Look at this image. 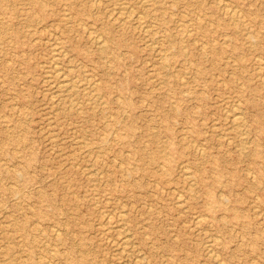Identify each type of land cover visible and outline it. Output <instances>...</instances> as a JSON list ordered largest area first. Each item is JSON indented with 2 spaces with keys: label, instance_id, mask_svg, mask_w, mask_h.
<instances>
[{
  "label": "rangeland",
  "instance_id": "1",
  "mask_svg": "<svg viewBox=\"0 0 264 264\" xmlns=\"http://www.w3.org/2000/svg\"><path fill=\"white\" fill-rule=\"evenodd\" d=\"M229 1L244 13L238 28L215 0H203L202 14L181 3L166 15L160 35L176 37L182 18L194 39L167 45L174 57L166 74L139 29L109 23L113 0H100L88 25L62 19L72 12L66 0H43L42 10L0 0V264L28 252L34 264H214L210 247L222 264H264V0ZM192 10L206 36L189 21ZM90 27L110 36V55L98 51ZM55 36L77 77L99 80L105 104L91 107L79 94V108L55 111L43 70ZM208 38L217 49L205 54ZM235 102L258 154H240L238 136L214 130L227 126ZM105 211L113 224L126 214L129 254L106 232Z\"/></svg>",
  "mask_w": 264,
  "mask_h": 264
},
{
  "label": "bare ground",
  "instance_id": "2",
  "mask_svg": "<svg viewBox=\"0 0 264 264\" xmlns=\"http://www.w3.org/2000/svg\"><path fill=\"white\" fill-rule=\"evenodd\" d=\"M28 1L31 4H33L34 6L39 7L41 10L44 8L45 4H44L43 0H28ZM181 3L188 5L189 7H192V9L195 8V9H198V11L200 10L201 14H202V11L205 7L203 0H113L114 7L107 14H109L108 15L109 20H110L109 23L113 26L116 25V26L121 27V28L135 27V28L139 29V31L144 34V38L146 39L145 45L147 47L151 48L157 54L159 61H160L159 63L161 64V69H163L165 71V73L168 74L172 70V65H171L172 62L171 61L173 60L174 52L170 51L171 49L168 48L167 45L176 44L178 46V44H179V46H180V44L184 45L185 43L194 40L192 29L189 28V24H187L186 21L182 18L178 19V20L176 19L178 22V28H179V32L176 35V37H174V38L171 37V39H169L166 35H164V34L160 35L159 34V33H161L160 29L163 25V19L167 17L166 15L169 12L173 14L174 13L173 11H175V9H177V7ZM100 4H101L100 0H82L80 5L77 4V2H75L74 0H66L65 7L68 6L72 12L71 13L64 12L62 14V19L69 22L73 18L74 20H76V22L77 21L85 22V24L88 25L89 23L94 22L95 19H98V14L101 10ZM215 4H216L217 11H219L222 14V16H224V20L227 21V24H229V25L231 24L235 27L237 26V28L239 27V24H243V21H244L242 19V17H243L242 13L243 12H241V10L238 8L237 5L233 4L229 0H215ZM201 14L197 11L194 12V10H192V13L190 14V16H192V17L189 19V21L193 22V24H195V26H197L198 29L201 30L202 33L206 36L204 21H203ZM243 15H244V13H243ZM83 26H84V24H83ZM66 30L68 31L69 35L73 31H76V29L73 27L66 29ZM51 32H53V31H51ZM87 33H88L89 37L91 38V40L93 41V43L95 44V46L98 48V51L102 55H106V56L110 55L112 46L108 42L110 40L109 35H107V34L104 35V34L98 32L97 30L92 29L91 27L88 28ZM54 35H56V33ZM1 41L2 40H0V43H1ZM251 42H253V41L251 40L250 43ZM207 43L209 45H207V46L205 45L204 47L202 46L203 53L206 54L207 52L209 53V51L214 52V50L217 49L216 46H212V44H210L209 38L207 40ZM202 44H204V43H202ZM49 46H50V57H49V61H47V63L44 64L43 70H44L45 82L48 84L49 91L51 92V94H50L51 99L57 108L55 111H57V110L58 111H60V110H72V109L79 108L80 107L79 102H76V100H75L76 96H78L79 94H82L83 96H85L87 104H89L91 107H98L102 103L105 104V102H102V100H101L102 93L100 90L102 88L98 85L99 80H97V82H95V80H93L91 78V76L89 77L88 75H87L88 76L87 78L80 79L77 77V74H76V71H75L73 65H71V66L67 65V61L68 62L70 61V59L67 58L68 57V50H67L66 44H64V42L61 40V38L59 39V37H57V36L50 38L49 39ZM221 48H223V47H221ZM180 49H182V48H180ZM256 58H258V57H256ZM259 58H260V56H259ZM41 65H43L42 62L40 64V66ZM183 77L184 76H182V78ZM235 103H233L234 105L229 109L227 116L225 115L227 117V120H228L226 122L227 126L222 127L220 124L214 123V130L221 129L222 131L220 133H222L223 135L235 134L236 136H238L240 154L249 155L252 151H254L255 154H258L259 151L257 150V148L255 146H251V143L254 141L252 139L253 137H252L251 129L249 128L247 121H246V118H245V115H244V108H243L241 103H239V102H237L236 104ZM16 105H18V104H16ZM175 108H176V109H174L175 112H178V108L177 107H175ZM47 119H49V118H47ZM72 129H74V128H72ZM8 132H9V133H7L9 135L8 137L12 138V140L14 142L19 143L21 141L19 138H15V135L12 134V133H14L13 131L8 130ZM77 137H75V138H77ZM227 138H228V135H227ZM228 139H230V138H228ZM104 143L105 142L102 141L103 145H104ZM71 145H73V144H71ZM98 148H99V146H98ZM91 149H93V148L88 147L89 151ZM200 150H202V149H200ZM97 152H99V151H97ZM201 153L203 154V152H201ZM165 159H168V158L165 156ZM4 165H5V163H4ZM83 167L85 168L86 166H83ZM182 169H183V175H184L186 181L193 184L194 183L193 174H191V172L188 171L187 166L183 165ZM133 170H135V168L132 169V171ZM95 171H96V169L94 170V172ZM94 172L91 170H88L86 172V174L90 180L95 181L98 179H96L97 177H95ZM13 175H14V177H16L19 175V173L13 172ZM100 175H102V174H100ZM193 193L194 192L192 190L191 194H193ZM178 194L181 196L180 193H178ZM73 197H74V195H73ZM177 197H179V196H177ZM180 198H179L178 202H176V203H178L180 206H183L184 200L180 199ZM210 198H211V201H213L212 199L214 197L210 196ZM185 199H187V198H185ZM109 200H110V198H109ZM257 200H258V198H257ZM214 207H215L214 204L212 205V207L208 206L207 210L209 212H211L214 209ZM103 210L104 209H102V211ZM118 213H120V212H118ZM259 213H261V212H259ZM125 215L126 214L125 213L123 214L122 212L120 214H118L117 224H113L112 217L110 216V213L106 212L104 215L105 216L104 226L106 228V232H109V233L113 232V233L117 234L118 238L115 240V244H117L119 246V249H121V251H123V252L127 251L126 254H129L131 252V251L128 252L130 250V245H131V236L129 234L128 229L125 226V221H126ZM233 215H234V218H236V219H240V217H241L240 214H238V213H234ZM204 216L205 215H203V214L197 215L198 223H203L204 219L207 218L206 216L204 218ZM263 217H264V214H263ZM136 223H138V222H136ZM203 231H206V229ZM214 238L216 240V237H214ZM218 238H220V237H218ZM54 239H55V241L61 242L64 240V234L61 232H57L54 235ZM109 239H110V237H109ZM112 241H114V240H112ZM46 243H47V241H46ZM205 244H206V242H205ZM214 250L211 247L208 250L211 258L214 261V264H222V260L219 257L220 255H218L219 253H215ZM208 252H207V254H208ZM22 257H24V256H22ZM26 257L27 258H20V257L13 255V256H11V260L6 258L9 261V263L7 262L6 264H34L32 262L31 253H29V252L26 253ZM129 257H130V255H129ZM49 263H50V261H49ZM35 264H46V263L40 259L39 261L35 262ZM121 264H122V262H121Z\"/></svg>",
  "mask_w": 264,
  "mask_h": 264
}]
</instances>
